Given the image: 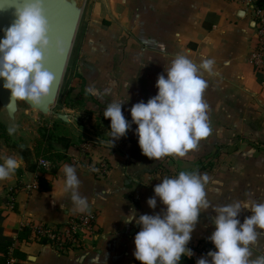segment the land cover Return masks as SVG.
<instances>
[{
  "label": "crops",
  "instance_id": "0c3cea01",
  "mask_svg": "<svg viewBox=\"0 0 264 264\" xmlns=\"http://www.w3.org/2000/svg\"><path fill=\"white\" fill-rule=\"evenodd\" d=\"M85 4L70 89L75 95L83 87L95 103L80 96L83 106L62 109L68 118L64 126L76 132L81 143L70 141L66 150L54 147L52 153H60L62 159L36 158L34 151L27 162L20 159L14 176L0 181V226L2 234L15 241V232L27 223L59 225L77 215L61 194L60 169L67 164L76 168L80 193L88 198L89 212L96 214L98 234L80 251L64 256L47 245L16 243L17 264H138L133 239L140 229L124 224V216L132 208L137 215L162 212L159 201L155 209L146 204L153 188L180 171L196 172L204 157L213 160V166L197 173L209 177L205 190L210 207L202 209L190 242L208 240L214 231L215 207L237 200L264 202V86L248 64L254 45L249 14L225 0H86ZM178 54L197 64L202 58L215 61L217 75L202 73L208 82L203 98L209 105L211 135L183 158L150 160L141 154L133 124L111 148L106 140L110 120L103 118V109L122 101V113L131 121V107L156 95L157 77ZM100 156L110 165L102 179L90 171ZM40 158L51 163L49 171L37 166L32 171ZM38 179L52 187L39 189ZM33 183L36 190L24 191ZM250 215L242 210L238 218L242 223ZM250 250L252 258L264 255V231L258 230ZM202 256L206 254L195 257V264Z\"/></svg>",
  "mask_w": 264,
  "mask_h": 264
},
{
  "label": "clouds",
  "instance_id": "9594fccd",
  "mask_svg": "<svg viewBox=\"0 0 264 264\" xmlns=\"http://www.w3.org/2000/svg\"><path fill=\"white\" fill-rule=\"evenodd\" d=\"M8 8L13 9V20L7 28L0 29V87L10 93L11 104L21 101L38 109L49 97L55 80L46 65L52 58H64L65 44L52 34L45 0H0V12ZM214 63L211 58H202L197 64L185 55H176L164 68V74L157 77L156 95L131 107V121L122 113V101L108 104L103 118L110 120L106 134L111 148L134 124L141 154L150 160L183 158L196 149L212 133L209 105L203 98L208 82L202 73L217 75ZM16 131L15 126L7 129L9 135ZM20 164L21 160L15 157L2 158L0 181L12 178ZM60 173L62 199L71 201V212L88 213L89 201L80 193L76 168L66 164ZM160 181L146 204L155 209L159 201L162 212L137 215L132 208L124 216V224L140 229L133 239V257L139 264H180L182 257L191 258L193 252L187 247L191 234L202 209L210 207L205 190L207 174L180 171ZM242 210L251 215L241 223L238 217ZM213 212L214 231L208 241L214 250L197 259L196 264H264V255L252 258L250 250L258 230L264 231V202L237 200L217 206Z\"/></svg>",
  "mask_w": 264,
  "mask_h": 264
},
{
  "label": "built area",
  "instance_id": "2783aa9c",
  "mask_svg": "<svg viewBox=\"0 0 264 264\" xmlns=\"http://www.w3.org/2000/svg\"><path fill=\"white\" fill-rule=\"evenodd\" d=\"M237 6L242 11L250 16V20L254 24L252 30L254 35V45L248 54V64L250 65L256 79L261 86H264V11L259 9L256 5L257 0H225ZM96 165L90 167L98 171H91L92 174L99 179L104 178L110 165L107 159L100 156L95 160ZM37 170L49 171L51 163L43 158H40L37 163ZM24 191L30 192L37 189L35 183L27 185ZM10 194L13 191H9ZM32 229V236L37 239L45 238L46 245L51 247L58 255L64 256L70 253L78 252L82 249L86 240H92L97 237L98 231L96 228V214L88 212L84 214H77L69 217L66 222L59 225H43L27 223ZM15 242L8 250L7 258L4 264H17L13 255L16 247ZM193 252L192 257H196L205 253V246L203 242L192 243L187 245ZM139 264V262H138Z\"/></svg>",
  "mask_w": 264,
  "mask_h": 264
},
{
  "label": "water",
  "instance_id": "95a60500",
  "mask_svg": "<svg viewBox=\"0 0 264 264\" xmlns=\"http://www.w3.org/2000/svg\"><path fill=\"white\" fill-rule=\"evenodd\" d=\"M85 1L86 0H45V9L50 21L52 34L64 41L66 48L65 56L61 60L52 58L46 65L47 69L54 75L55 80L50 89L49 97L38 109L21 101L11 104L10 93L0 87V120L7 128L15 126L18 131V121L23 113L35 114L44 118H48L52 114V108L56 103ZM12 12V8L0 12V29L7 28L11 24L13 20ZM252 26H254L253 23ZM2 37L3 32L0 31V38ZM2 83L3 82L0 81V85H2ZM57 119L63 123H68L66 115L58 114Z\"/></svg>",
  "mask_w": 264,
  "mask_h": 264
},
{
  "label": "rangeland",
  "instance_id": "374dc122",
  "mask_svg": "<svg viewBox=\"0 0 264 264\" xmlns=\"http://www.w3.org/2000/svg\"><path fill=\"white\" fill-rule=\"evenodd\" d=\"M86 4L84 6L82 15L79 20L78 28L74 37L71 52L66 64L62 82L60 85L59 93L56 99V103L52 108V114L48 118H44L35 114L23 113L18 121V131L13 135H9L7 132V127H5L6 134L2 135L0 132V162L4 157H15L18 159H24L26 162L32 157V152L35 143L38 141L41 134H46L47 131L53 130V124L58 122V114L64 115L62 109V102L66 99V94L68 89H70L73 66L75 59L77 57L78 49L81 42V37L84 30L85 23V10ZM86 11V10H85ZM72 98H69V102H73ZM22 106V104H21ZM24 107V106H23ZM97 118V117H95ZM103 119V118H102ZM53 122V124H52ZM0 123L2 121L0 120ZM3 124V123H2ZM54 135H64L65 137L70 136L69 141H73L75 145H79L81 142L76 138L77 133L72 131L69 127L57 125L53 132ZM2 135V136H1ZM32 147V151L29 148ZM205 254V253H204Z\"/></svg>",
  "mask_w": 264,
  "mask_h": 264
},
{
  "label": "trees",
  "instance_id": "16d2710c",
  "mask_svg": "<svg viewBox=\"0 0 264 264\" xmlns=\"http://www.w3.org/2000/svg\"><path fill=\"white\" fill-rule=\"evenodd\" d=\"M256 5L259 9L264 11V0H257ZM80 96H84L88 99H90L92 102L95 103V101H93L92 96L87 93L86 91L83 90V87H81L79 93L77 94H73L72 93V89H68L67 94H66V99L62 102L63 108H76V107H81L83 106V99H80ZM69 98H72L74 101V103L69 102ZM104 111V109H103ZM57 125H61L64 126V123L61 121H58L56 123L53 124V130L47 131L46 134H41L39 136L38 141L35 143L34 145V155L36 158L39 157H44L47 158L49 160H53V158H57V159H62L63 155H61L60 153H52L54 150V147H61L63 150H66L69 147L70 141L67 137H65L64 135H54L53 132L56 129ZM0 132L2 133L3 136H5L6 134V130L5 127L2 123H0ZM1 135V136H2ZM108 140V137L107 139ZM213 166V160H210L207 157L202 158V162L200 164V166L196 169V172H198L199 170H208L211 169V167ZM32 171L36 170V165L34 164L32 166ZM52 174H55V170L51 171ZM38 183H39V189L43 190V191H48L51 187V185L49 183H45L42 179H38ZM2 221V217L0 215V224ZM15 241L12 238L6 237L2 234V229L0 226V264H4L6 258H7V254H8V250L9 248L15 243H31V242H35L38 243L40 245H46V239L45 238H41V239H37L36 237L32 236V229L30 228L29 225H23L20 227V229H18L15 232ZM204 246H205V254H207L208 251L210 250H214L213 249V245L208 241H204ZM17 254L15 251H13V255ZM180 264H195V257H191V258H187V257H182L181 258V262Z\"/></svg>",
  "mask_w": 264,
  "mask_h": 264
}]
</instances>
